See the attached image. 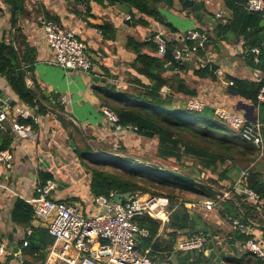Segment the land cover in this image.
Wrapping results in <instances>:
<instances>
[{
	"label": "crops",
	"instance_id": "crops-1",
	"mask_svg": "<svg viewBox=\"0 0 264 264\" xmlns=\"http://www.w3.org/2000/svg\"><path fill=\"white\" fill-rule=\"evenodd\" d=\"M196 1L200 6L197 11H189L190 8L187 7L184 10V3L180 0H173L170 8L164 4L157 5L159 19L162 20L160 24L141 17L127 5L129 13H121L112 0H23V12L19 15L15 13V23L17 22L24 41L31 50V58L35 59L30 70L24 67L25 72L31 75L29 85L25 88L34 94L35 99L33 108L23 104L1 76L0 93L8 100L5 102L0 99L2 106L6 108L8 119L0 129V145L7 139L5 134L9 131L11 143L7 150L12 155L9 167L0 164V244L9 252L2 261L9 256L8 264H18L16 259H11L12 250L17 247V243L38 228L47 231L46 223L39 221L34 214L28 225L17 224L11 218V212L18 201L28 204L32 209L29 201L34 197V189L39 183L46 180L54 182V189L50 193L52 200L75 203L84 216L96 213L95 198L90 191L91 176L77 156V151L89 159L97 160L114 155L113 152L120 146L125 147L128 152L140 146L144 149L148 147L149 140L139 139L135 132L118 134L114 130L102 113V109L106 108L103 98L107 100L115 96L111 88L121 95L128 90L129 82L134 78L146 82L131 66L135 55L126 45L129 37L141 43L150 41L159 32L166 42L172 41L177 46H182L188 30L202 27L209 37H213L215 26L219 23L215 19L216 13H221L228 20L231 18L223 0ZM13 11L6 0H0V42L5 43L3 46L12 40ZM133 15L136 20H146L148 26L137 24L136 20L131 19ZM44 21H52L75 31L85 43L92 61L90 73L64 70L53 63V53L40 31ZM105 24L109 26L106 34L101 30ZM167 25H171L176 32H170ZM1 32L5 33L4 38L1 37ZM205 50L204 58L194 57L187 62V71L166 72L163 77L178 75L187 86L195 89L194 99L202 104L203 109L213 110L215 116L216 111L223 110L244 117L245 113L237 110L238 103L253 105L230 91L227 78L257 82L262 74L257 68L249 66L242 39H235L230 35L216 48L210 42L207 43ZM205 63L215 64L221 75H216L215 80L193 76V69ZM110 81L117 85H111ZM61 97L64 98V103H60ZM257 105L253 106L252 112L256 123L245 120L248 124H258L261 130L260 117L264 118V104ZM17 109L27 111L30 116L27 119L20 118L16 115ZM15 122L29 125L30 135L16 137L11 131ZM251 168L264 181V148ZM233 177V181L228 184L246 185V177L242 178L241 173L234 174ZM257 203L260 205L258 211L261 212L264 200ZM192 207H196V213L201 219L205 218L207 211L200 204ZM219 227L221 234H216L214 242L212 240L216 252L223 249L231 254V246H235L236 260H239L243 254L239 251L240 243L230 245L226 242L229 235L239 228L229 220H220ZM253 227L250 231L241 230L246 233L254 231L262 237L260 245L264 251V228ZM170 232L162 231L158 241L162 248H172L171 252H159L154 258L161 262L159 259L166 255L169 259L166 264H179L176 237L173 240ZM140 242L144 246L143 240ZM228 259L230 258L223 259L224 264ZM204 264L215 263L207 258Z\"/></svg>",
	"mask_w": 264,
	"mask_h": 264
},
{
	"label": "trees",
	"instance_id": "trees-1",
	"mask_svg": "<svg viewBox=\"0 0 264 264\" xmlns=\"http://www.w3.org/2000/svg\"><path fill=\"white\" fill-rule=\"evenodd\" d=\"M17 15L23 12V0H6ZM185 0H180L184 3ZM127 5L141 17H147L162 24L159 19L157 5L164 4L171 7L173 0H118ZM225 8L231 13V18L225 24L215 26L213 37H209L202 27L196 31L203 36L204 41L198 48L195 57L204 58L207 43L216 48L228 39L230 35L235 39H242L245 58L249 66L257 68L262 77L259 81L230 78L232 82L230 91L239 98L257 105V94L264 86V28H259L264 14L251 13L246 9V0H223ZM187 10L186 6H183ZM200 9L199 3L194 4L189 11ZM132 14V13H131ZM132 20L136 18L131 17ZM17 21V20H16ZM141 26H148L143 18L136 20ZM109 26L101 27L106 34ZM167 29L175 33L176 30L167 25ZM14 43L21 63L26 70L35 62L31 58V50L15 23ZM127 47L134 53L135 59L131 66L138 78L130 80L128 90L119 97L103 98L107 109L113 111L120 128L134 127L135 135L139 139L149 140V148L143 149L146 155H134L120 146L113 152L114 155L93 160L77 151V156L89 171L91 176L90 191L94 198L108 196L110 193L124 195L130 193L131 197L149 195L151 197H166L170 202L172 213L163 232L176 237V231L189 229L205 236L210 235L214 242L216 234H221L220 220H236L244 226L264 228V209L258 211L260 205L244 196L235 193L232 185L228 184L234 179V174L247 172L246 187L253 191L258 200H264V181L262 176L255 173L251 166L260 155V151L252 143L241 139L240 134L231 129L224 121L215 116L210 109L192 111L187 108V102L196 96L195 89L190 88L178 75L169 78L163 77L166 72L187 71L186 61H176L172 58L173 50L181 48L175 42L165 41V53L158 56L157 47L152 41L137 42L133 38L127 39ZM184 45L191 48L194 43L185 39ZM258 48L256 57L252 49ZM217 66L213 63L198 65L192 74L199 79L215 80ZM0 74L8 82L11 90L19 100L31 108L34 107V94L27 90L23 77L19 71L16 52L11 43L0 47ZM134 86V87H133ZM165 88L167 91H162ZM113 90V88H111ZM261 135L264 142V118L260 117ZM151 133L152 137L143 135ZM7 139L0 145V150H7L11 143L9 131L5 134ZM264 148V145H263ZM138 151L140 147L137 148ZM142 149V147H141ZM135 151V152H138ZM228 192V199H221L223 193ZM205 200L216 202V206L207 211L201 219L192 206ZM194 210V211H193ZM31 207L18 201L12 212V220L21 225H28L32 219ZM135 223L149 231L150 238L142 239L145 248L150 249V256L159 252L169 253L170 247L162 248L158 238L159 222L147 216L138 217ZM251 227V228H252ZM254 228V227H253ZM213 231V232H212ZM253 235L241 229H235L227 238V243L243 244ZM23 243L27 245L24 247ZM53 243L48 231L38 228L17 243L23 259L22 264H42L46 260L47 249ZM157 253V254H156ZM177 255L182 254L177 252ZM169 256V255H168ZM177 257L179 264H204L207 257L203 253H187ZM161 262H167L166 255ZM239 260H225L226 264H264V259H258L250 253H243ZM10 257L0 264H8Z\"/></svg>",
	"mask_w": 264,
	"mask_h": 264
},
{
	"label": "built area",
	"instance_id": "built-area-1",
	"mask_svg": "<svg viewBox=\"0 0 264 264\" xmlns=\"http://www.w3.org/2000/svg\"><path fill=\"white\" fill-rule=\"evenodd\" d=\"M194 1V0H193ZM246 9L251 13L264 14V1L246 0ZM215 19L221 23H227L228 19L221 13L215 14ZM41 35L48 48L53 53V63L64 70L82 71L90 73L92 61L88 55L85 43L77 36L72 28L58 25L52 21H44L40 27ZM185 39L194 45L189 48L182 45L181 48L172 51L171 56L176 61L193 59L203 44L204 38L196 30H188ZM157 47V55L165 53V41L161 33L154 34L151 39ZM255 55V62L259 49H252ZM215 75H221L216 71ZM1 79V74H0ZM111 85H117L110 81ZM232 85L231 81L227 82ZM258 104H264V86H262L256 97ZM60 98V103H64ZM187 108L192 111H201L202 104L192 98L187 102ZM16 115L27 119L29 113L25 110H15ZM102 113L106 120L113 125L115 131L136 132L134 127L120 128L116 114L110 109L103 108ZM216 116L224 121L231 129L238 132L242 140L252 143L260 151H263V137L258 124H248L245 118L238 113H230L223 110L216 111ZM6 108L1 105L0 99V129L7 121ZM11 131L16 137H27L30 135V126L15 122ZM12 155L9 150H0V164L9 167ZM247 176V172H241V177ZM54 182L46 180L36 185L34 197L29 201L34 217L46 223L48 234L53 238L52 245L48 248L46 260L42 264H166L165 262L154 261L150 249H142L140 241L150 238L149 231L140 228L135 219L145 217L159 222V233L168 224L172 209L166 197H130L122 204L114 201V195L98 196L94 199L96 213L84 216L81 208L75 203L55 201L50 198L54 189ZM232 190L244 196L246 199L257 203L258 196L246 185L238 183L232 185ZM229 193H223L221 199H228ZM206 211L216 206V202L205 200L200 203ZM233 225L239 229L251 230L252 226H244L236 220H231ZM177 247L176 252L182 255L187 253H203L206 250L207 238L203 234L185 229L176 231ZM253 237L239 245V251L250 253L258 259H264V251L261 247L262 237L252 231ZM27 244L23 243L25 247ZM9 254L3 244H0V259ZM18 264L23 263L22 256L18 249L15 254ZM35 264V263H29Z\"/></svg>",
	"mask_w": 264,
	"mask_h": 264
},
{
	"label": "water",
	"instance_id": "water-1",
	"mask_svg": "<svg viewBox=\"0 0 264 264\" xmlns=\"http://www.w3.org/2000/svg\"><path fill=\"white\" fill-rule=\"evenodd\" d=\"M115 3V7L116 9H118V11H120L123 14H128L129 13V8L125 5L120 4L119 2H117V0H112ZM194 4L193 0H185L184 1V5L187 8H191L192 5ZM264 26V20L261 21L259 28ZM11 29L13 30L12 33V40H11V45L14 48L15 52H16V60H17V64H18V68L19 71L23 77V81H24V85L27 88L29 85V79H30V74L25 72V69L21 63L20 57L16 51L15 48V43H14V31H15V11L12 12V18H11ZM5 33L1 32V37L4 38ZM163 38V37H162ZM163 40L165 41V39L163 38ZM5 43L0 42V47H2ZM162 91H167L165 88L162 89ZM0 98L7 102V97H5V95H3L2 93H0ZM1 105H3V102L1 101ZM237 110L238 111H243L245 113L244 117L245 119L250 122V123H256L255 119L252 118V112L254 110L253 106H249L246 104H243L242 102H239L237 105ZM118 134H124V131H120L118 132ZM143 135L152 137L151 133H143ZM131 195L130 193L124 194V195H115L114 196V201L116 203L122 204L125 200H127L128 198H130ZM47 229V226L45 227ZM207 246H206V250L204 252V256L207 257L210 260H213L215 264H224L223 259L224 258H230V259H237V249L235 248V246H231L232 249V253H226L223 249H221L220 251L216 252L215 248H214V244L212 242L211 236L207 235ZM140 245L142 247V249L144 250V246L142 244V242H140ZM18 251V247H14L12 250V255H11V259L14 260L15 259V254Z\"/></svg>",
	"mask_w": 264,
	"mask_h": 264
},
{
	"label": "rangeland",
	"instance_id": "rangeland-1",
	"mask_svg": "<svg viewBox=\"0 0 264 264\" xmlns=\"http://www.w3.org/2000/svg\"><path fill=\"white\" fill-rule=\"evenodd\" d=\"M111 92H113V93L115 94V96L120 95V94L118 93V91L112 90ZM146 148H149V147H146ZM143 149H144V148L142 147V149H141V146H140V150H139V151H138L137 148H133V150L138 151V152H132V151H133V150H132V151L129 152V153H132V154H134V155H142V156L147 154V156H149V157L152 155V153H150V152H148V153H144V152H143ZM236 175H237V173H236ZM195 208H196V207H193L194 210H195ZM194 210H193V211H194ZM195 211H196V210H195ZM169 240H170V238H169ZM167 264H170V263H167Z\"/></svg>",
	"mask_w": 264,
	"mask_h": 264
}]
</instances>
